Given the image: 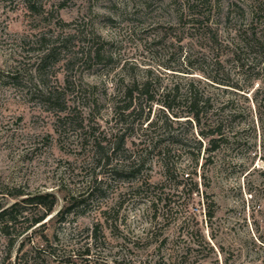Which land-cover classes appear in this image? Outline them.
I'll use <instances>...</instances> for the list:
<instances>
[{
	"label": "rangeland",
	"instance_id": "374dc122",
	"mask_svg": "<svg viewBox=\"0 0 264 264\" xmlns=\"http://www.w3.org/2000/svg\"><path fill=\"white\" fill-rule=\"evenodd\" d=\"M192 82L216 149L162 106ZM46 193L40 225L12 246L0 230V264H144L163 239L264 264V0H0V205Z\"/></svg>",
	"mask_w": 264,
	"mask_h": 264
},
{
	"label": "trees",
	"instance_id": "16d2710c",
	"mask_svg": "<svg viewBox=\"0 0 264 264\" xmlns=\"http://www.w3.org/2000/svg\"><path fill=\"white\" fill-rule=\"evenodd\" d=\"M36 1V0H33ZM51 55H48L43 58L42 62L46 63ZM52 58V57H51ZM144 89L141 90V95L148 94L149 91L147 89V86L143 87ZM137 89H128L123 93V96H118V100L116 101L117 107H124L123 110H121L118 114L121 118V120H126V117L130 116L131 113H126L130 110L131 107L135 106V96L134 93ZM56 92L50 94L49 96L51 98H55ZM121 98H124V101L121 100ZM164 101L162 102V106L165 107L169 112L172 111L173 107H181L185 106L189 108V113L186 117H190L192 119V122L195 123V125L199 128V136L202 139H207L209 143H211L213 146L212 148H218L219 143L224 140V134L222 131V123L215 122V121H206L203 124V115L206 114L208 111H203L202 109L210 108L212 107V103L210 100V97H205L203 93L199 92L193 82L189 85L188 90L185 94H181L179 91V88H174L170 92L164 95ZM53 100V99H52ZM57 100V99H56ZM150 101L153 100V97H150ZM120 102H125L124 105H119ZM177 117V114L174 116ZM190 121V120H189ZM151 126V123L149 124ZM124 145L123 137L119 140V143L116 145V147L120 150L121 144ZM115 150H118V149ZM167 170H169L168 165H166ZM129 171L136 172L137 170H134V167H129ZM138 172V171H137ZM25 194L22 192H17L14 196L15 198L24 196ZM56 205V200L53 195L51 194H34V195H27L26 198H23L19 201L14 202L13 204L9 206H2L0 205V230L3 236L8 239L11 246L14 245L16 242H18L19 238L24 235L27 231L31 230L33 227L40 225L49 214L52 213L54 210V207ZM35 207L36 209H40L39 215H33L32 218L28 216V211L31 210V208ZM70 209H68V212ZM32 216V215H31ZM209 218H212V212L209 211L208 213ZM30 222L29 226L25 228L23 231H17L19 228L17 225L19 222ZM168 239H163L160 244V248L162 249L167 244ZM48 245V243H47ZM49 247V245H48ZM24 248V241L20 242L19 246V252ZM159 250V252L153 257L151 261L145 262L144 264H201V260L199 255L194 254L191 248L187 247L184 251H179L176 249H172L169 252H164L163 250ZM35 255L34 258H40V254L42 249L39 247L34 250ZM91 248L87 247V249L84 251V253L81 254V256H90L91 255ZM53 253H49V259L51 262V258ZM39 260V259H38ZM55 261H58V259L54 258ZM88 260V259H86ZM50 262L42 261L40 264H51Z\"/></svg>",
	"mask_w": 264,
	"mask_h": 264
}]
</instances>
